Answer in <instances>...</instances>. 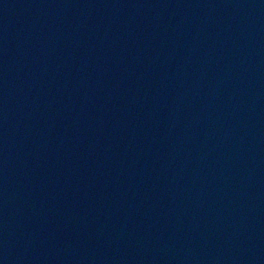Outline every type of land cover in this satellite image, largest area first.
Here are the masks:
<instances>
[{
	"label": "water",
	"instance_id": "water-1",
	"mask_svg": "<svg viewBox=\"0 0 264 264\" xmlns=\"http://www.w3.org/2000/svg\"><path fill=\"white\" fill-rule=\"evenodd\" d=\"M0 264H264V0H0Z\"/></svg>",
	"mask_w": 264,
	"mask_h": 264
}]
</instances>
